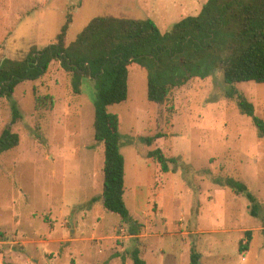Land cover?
Masks as SVG:
<instances>
[{
	"label": "rangeland",
	"instance_id": "obj_1",
	"mask_svg": "<svg viewBox=\"0 0 264 264\" xmlns=\"http://www.w3.org/2000/svg\"><path fill=\"white\" fill-rule=\"evenodd\" d=\"M206 1L0 0V62L56 42L69 17L67 44L97 16L150 18L165 32ZM147 77L131 65L128 99L109 108L120 117L135 234L101 198L105 145L95 140L94 82L76 93L53 61L11 97L0 94V136L13 102L22 115L12 126L19 145L0 153V264H135L136 248L147 264H192L193 247L199 264H264V136L227 96L221 73L192 79L164 104L149 101ZM235 86L264 120V83ZM156 149L176 159L169 172L149 157ZM231 180L257 198V216ZM248 230L253 240L242 252Z\"/></svg>",
	"mask_w": 264,
	"mask_h": 264
},
{
	"label": "trees",
	"instance_id": "obj_2",
	"mask_svg": "<svg viewBox=\"0 0 264 264\" xmlns=\"http://www.w3.org/2000/svg\"><path fill=\"white\" fill-rule=\"evenodd\" d=\"M71 17L62 26L56 42L43 48L31 47L22 59L7 58L0 62V94L11 97L16 87L26 80H37L53 61L71 74L76 93H82L86 80L96 87L94 99L95 140L105 145L104 187L102 200L106 209L120 215L122 222L133 220L125 202V156L121 151L120 117L110 107L128 99L130 66L138 64L148 74V99L164 104L176 88L195 78L206 79L214 72L222 74L227 96L237 100L241 112L252 117L261 136L264 120L256 115L255 106L239 92L235 84L264 83V0H207L197 15H189L163 32L150 18L133 19L116 16H97L67 44ZM11 123L0 136V153L17 147L20 135L12 126L22 117L17 104H12ZM146 137L150 145L155 139ZM157 159L164 172L170 162L161 149L149 153ZM237 193L251 200L252 214L257 216V198L240 182H229ZM99 198H94L97 201ZM248 250L253 231L245 232ZM135 264H147L140 250L132 252ZM200 254L192 248L191 263L199 264Z\"/></svg>",
	"mask_w": 264,
	"mask_h": 264
},
{
	"label": "crops",
	"instance_id": "obj_3",
	"mask_svg": "<svg viewBox=\"0 0 264 264\" xmlns=\"http://www.w3.org/2000/svg\"><path fill=\"white\" fill-rule=\"evenodd\" d=\"M198 1H199V0H198ZM205 3H206V2H205ZM205 3H204V4H205ZM202 6H203V5H202Z\"/></svg>",
	"mask_w": 264,
	"mask_h": 264
}]
</instances>
